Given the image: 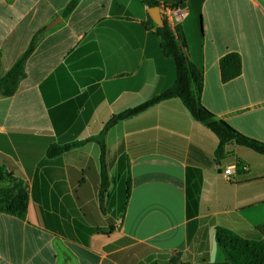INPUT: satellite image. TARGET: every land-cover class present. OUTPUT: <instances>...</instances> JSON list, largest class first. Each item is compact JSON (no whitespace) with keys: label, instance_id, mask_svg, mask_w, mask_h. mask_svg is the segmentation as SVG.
I'll list each match as a JSON object with an SVG mask.
<instances>
[{"label":"crops","instance_id":"crops-1","mask_svg":"<svg viewBox=\"0 0 264 264\" xmlns=\"http://www.w3.org/2000/svg\"><path fill=\"white\" fill-rule=\"evenodd\" d=\"M69 1L0 0V76L44 29L16 92L0 95V158L28 195L23 218L0 213V264H230L215 228L259 237L264 156L229 144L216 161V138L179 99L108 130L102 204L96 142L46 155L52 144L97 135L175 79L142 0H77L63 15ZM154 1L160 14L163 5L182 12L170 29L180 30L182 60L202 69V105L264 142V0ZM228 52L239 54L241 73L222 82Z\"/></svg>","mask_w":264,"mask_h":264},{"label":"trees","instance_id":"trees-1","mask_svg":"<svg viewBox=\"0 0 264 264\" xmlns=\"http://www.w3.org/2000/svg\"><path fill=\"white\" fill-rule=\"evenodd\" d=\"M142 2L148 7L157 5L154 0H142ZM76 3L77 0H70L63 10V15L69 14ZM165 6L172 9L177 8V6L174 5ZM175 30L176 36L172 34L166 20H164L163 26H156L154 29L162 55L170 58L174 64L175 79L171 86L134 107L112 115L97 135L85 140L74 141L63 145L52 144L47 148L46 155L51 157L67 152L74 147H78L86 141H94L98 144L100 150V185L98 197L101 204L109 185L105 162V137L108 130L118 121L139 115L153 105L167 99H179L190 116L214 135L217 140V146L214 151L216 161L225 157L227 154L226 146L229 144L245 147L264 156V142L238 132L225 121L218 119L202 105V69L193 64H187L182 60L176 43V38L180 30L178 27H176ZM43 31L44 29H41L33 35L23 54L5 74L0 76L1 96L9 97L16 92L19 81L24 77V63L34 50ZM218 65L222 82L234 79L241 73V59L236 52H228L221 56ZM129 188L130 177L128 176L127 194H129ZM27 200L28 195L22 179L19 175L7 169L3 164V160L0 158V213H7L23 218L26 214ZM255 229L259 237L247 238L235 233L227 226H216V242L230 264H264V224L258 225ZM177 261V257H170L168 262L170 264H177Z\"/></svg>","mask_w":264,"mask_h":264},{"label":"built area","instance_id":"built-area-1","mask_svg":"<svg viewBox=\"0 0 264 264\" xmlns=\"http://www.w3.org/2000/svg\"><path fill=\"white\" fill-rule=\"evenodd\" d=\"M162 14L161 17L163 20H166L169 28H173V19L179 20L182 16V12L180 10H177V8L172 9L170 7H166L165 5L161 8ZM235 169V165H229L228 167L224 168V174L226 175V178L228 179L227 175L230 174Z\"/></svg>","mask_w":264,"mask_h":264},{"label":"water","instance_id":"water-1","mask_svg":"<svg viewBox=\"0 0 264 264\" xmlns=\"http://www.w3.org/2000/svg\"><path fill=\"white\" fill-rule=\"evenodd\" d=\"M149 15L153 19V21L156 23L157 26H163L164 20L161 17L160 11H159V6H152L148 9ZM61 20V17H57L55 20H53L49 25V27H52L56 25L59 21Z\"/></svg>","mask_w":264,"mask_h":264},{"label":"rangeland","instance_id":"rangeland-1","mask_svg":"<svg viewBox=\"0 0 264 264\" xmlns=\"http://www.w3.org/2000/svg\"><path fill=\"white\" fill-rule=\"evenodd\" d=\"M210 132V131H209ZM211 133V132H210ZM239 147H241V148H243V149H247V148H245V147H242V146H239Z\"/></svg>","mask_w":264,"mask_h":264}]
</instances>
